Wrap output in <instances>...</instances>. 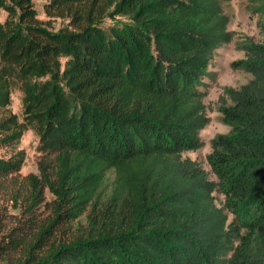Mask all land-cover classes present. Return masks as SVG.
<instances>
[{"label":"trees","instance_id":"obj_1","mask_svg":"<svg viewBox=\"0 0 264 264\" xmlns=\"http://www.w3.org/2000/svg\"><path fill=\"white\" fill-rule=\"evenodd\" d=\"M223 1L45 0L70 25L52 30L32 0H0V177L18 173L25 130L39 152L31 214L0 243L9 264H264V41L230 64L251 76L219 98L215 178L183 155L203 146L205 79L233 38Z\"/></svg>","mask_w":264,"mask_h":264},{"label":"rangeland","instance_id":"obj_2","mask_svg":"<svg viewBox=\"0 0 264 264\" xmlns=\"http://www.w3.org/2000/svg\"><path fill=\"white\" fill-rule=\"evenodd\" d=\"M36 10V17L52 30H57L61 26H70L67 18L48 16L43 8L45 0H32ZM259 0H227L223 1V10L229 17L228 29L233 32V38L229 43L224 44L217 50L209 69L215 72V79H205L208 83L206 95L203 98L205 112L209 120L206 126L200 131V137L203 146L195 151L184 152L183 155L197 160L209 173V177L214 179L215 176L210 173L209 166L206 162V154L210 151L209 141L216 134L227 133L229 127L221 122L220 113L217 110L219 98L223 94L224 87L238 88L250 79V74L244 70L231 67V63L243 57V50L240 44L247 38L254 42H263L264 33L262 26L264 16L257 10ZM4 17V12L0 10V19ZM122 20V19H121ZM114 23L113 19L106 18L103 20V26ZM22 93L14 88L10 95L8 109L15 113L21 119L22 111ZM3 115L0 110V116ZM38 138L36 134L27 129L16 144L17 149L24 152V161L17 174H10L6 177H0V243H3L7 236H12L13 228L21 218H26L30 214L25 213L24 209L27 201L24 195L27 192L25 176L33 173L38 174L37 161L39 152L36 150ZM3 150H0V154ZM109 176H112L109 174ZM217 202L221 203L222 196L215 194ZM50 195L47 194V199ZM47 207L43 204L35 208L32 213L37 218H42L47 213ZM85 216L82 215L74 220L72 227L83 224ZM10 232L12 234H10ZM5 254H0V264H9L14 258Z\"/></svg>","mask_w":264,"mask_h":264}]
</instances>
